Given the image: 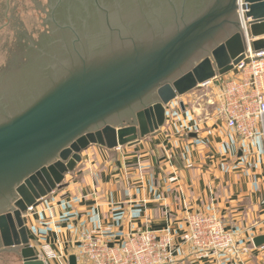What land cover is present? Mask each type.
Masks as SVG:
<instances>
[{
	"label": "water",
	"instance_id": "obj_1",
	"mask_svg": "<svg viewBox=\"0 0 264 264\" xmlns=\"http://www.w3.org/2000/svg\"><path fill=\"white\" fill-rule=\"evenodd\" d=\"M51 1L0 0V264H44L23 216L90 147L158 133L172 102L264 53V0H178L176 24V0Z\"/></svg>",
	"mask_w": 264,
	"mask_h": 264
},
{
	"label": "crops",
	"instance_id": "obj_2",
	"mask_svg": "<svg viewBox=\"0 0 264 264\" xmlns=\"http://www.w3.org/2000/svg\"><path fill=\"white\" fill-rule=\"evenodd\" d=\"M176 101L158 133L113 150L90 147L61 187L23 216L39 256L48 246L60 249L66 264L70 256L86 264L84 233L120 242L147 227L174 234V264H264V245L252 243L264 237V138L243 140L212 118L182 111ZM187 211L219 217L234 249L199 258L181 245Z\"/></svg>",
	"mask_w": 264,
	"mask_h": 264
},
{
	"label": "built area",
	"instance_id": "obj_3",
	"mask_svg": "<svg viewBox=\"0 0 264 264\" xmlns=\"http://www.w3.org/2000/svg\"><path fill=\"white\" fill-rule=\"evenodd\" d=\"M242 0L238 5H242ZM241 20H243V11ZM210 89L217 123H223L243 140L264 138V53L248 49L245 59L232 72L198 85ZM264 203V201H263ZM180 243L199 258L216 257L234 249L233 234L213 214L187 211ZM175 236L167 228H139L120 242H106L84 233L80 257L86 264H174ZM41 260L66 264L60 250L43 248Z\"/></svg>",
	"mask_w": 264,
	"mask_h": 264
},
{
	"label": "rangeland",
	"instance_id": "obj_4",
	"mask_svg": "<svg viewBox=\"0 0 264 264\" xmlns=\"http://www.w3.org/2000/svg\"><path fill=\"white\" fill-rule=\"evenodd\" d=\"M210 93H211L210 89L196 88L195 90L179 97L178 100H179V102H183L185 109L188 107V109H190V111L195 116H201L202 118H206V119L212 118L216 122L215 108L210 103H208L212 99ZM175 102H177V101H175ZM174 105H176V104H174ZM178 108H179V106H178ZM198 108L200 110H198ZM201 109H202V111H201ZM167 111H168V109H167ZM185 111H187V110H185ZM178 113H180V112L178 111ZM168 114H169V111L167 112V116H168ZM219 124H223V123L220 122Z\"/></svg>",
	"mask_w": 264,
	"mask_h": 264
},
{
	"label": "flooded vegetation",
	"instance_id": "obj_5",
	"mask_svg": "<svg viewBox=\"0 0 264 264\" xmlns=\"http://www.w3.org/2000/svg\"><path fill=\"white\" fill-rule=\"evenodd\" d=\"M51 1V0H50ZM76 1H78V0H52L51 1V3H52V6H54L55 7V5H56V2H57V5H56V7L59 9L60 8V11H62V10H64L63 8H69L71 5H74V3L76 2ZM85 2L87 1V0H84ZM173 1H175V0H173ZM176 1H177V3H178V5H179V8H177L176 7ZM175 1V9H173V12L171 11V13H170V16H171V21H170V23H172V24H176L175 23V21H176V17L177 16H182V15H184L186 12H184V10H183V8L181 7V5L179 4V2L180 1H178V0H176ZM184 1V0H183ZM161 2H162V4H163V6L165 7L164 9H165V11L167 10V8H166V6H168V4L170 5L171 4V0H170V3H168L167 4V1L166 0H161ZM204 2H205V4H208V5H206V7L208 6V7H213L214 6V4L215 3H213V2H211V0H203V4H204ZM69 3V4H68ZM174 5V4H173ZM68 6V7H67ZM59 11V12H60ZM91 13H93V15H91ZM87 18L89 19V18H91V17H93L94 19H96L97 21H98V14L97 13H95V11H94V9H91V11L89 10L88 12H87ZM227 23H229V24H235L236 23V20H235V18H233V16H230V17H228V18H226V20H225ZM232 25V26H233ZM75 27V26H74ZM75 28H77V27H75ZM156 28V30H158V31H160L159 29H160V26L159 27H155ZM155 31V30H154ZM153 31V32H154ZM155 35H156V32H155ZM45 40V39H44ZM43 40V41H44ZM32 56V54H29V57H31ZM18 65H22L21 63H18ZM16 67V66H15ZM12 69V68H11ZM19 73V72H18ZM1 81V80H0Z\"/></svg>",
	"mask_w": 264,
	"mask_h": 264
},
{
	"label": "bare ground",
	"instance_id": "obj_6",
	"mask_svg": "<svg viewBox=\"0 0 264 264\" xmlns=\"http://www.w3.org/2000/svg\"><path fill=\"white\" fill-rule=\"evenodd\" d=\"M238 14H239V18L241 17V13L239 12V9H238ZM241 20V18H240ZM241 23L243 24L242 20H241Z\"/></svg>",
	"mask_w": 264,
	"mask_h": 264
}]
</instances>
